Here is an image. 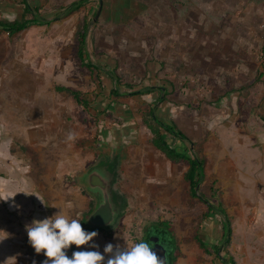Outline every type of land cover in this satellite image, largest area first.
Returning a JSON list of instances; mask_svg holds the SVG:
<instances>
[{
	"label": "rangeland",
	"instance_id": "374dc122",
	"mask_svg": "<svg viewBox=\"0 0 264 264\" xmlns=\"http://www.w3.org/2000/svg\"><path fill=\"white\" fill-rule=\"evenodd\" d=\"M28 1L49 24H33L14 36L0 30V106L11 113L3 119L11 123L2 121L0 131L3 140L11 135L10 151L19 170H27L36 194L33 202H19L13 212L0 207V231L25 243L13 258L22 261L13 264H44L47 259L29 243L26 226L34 220L62 210L92 232L86 229L87 218L82 220L94 201L78 178L99 160L105 168H117L114 190L124 199L123 210L115 228L96 231L103 236L99 245L95 239L89 242L95 247L72 245L66 250L69 258L76 250L103 254L109 243L114 249L121 242L131 247L147 222L160 220L171 225L180 253L175 264H221L220 258L229 257L235 264H264V167L257 168L259 155L245 160L244 154L252 150V138L264 131V0H88L57 19L60 8L77 0ZM99 1L101 13L93 21ZM4 3L11 6V15L3 14ZM22 8L21 0H0V20L20 19ZM84 18L90 20L91 63L115 64L111 76L119 80L122 95L154 87L157 79L168 81L171 90L163 101L155 104L157 93L115 98L111 76L96 75L81 64L76 32ZM160 43L177 75H155V80L144 68L146 61H155ZM58 87L80 92L89 108ZM150 108L161 121L176 125L188 139L184 143L191 155L204 160L197 195L210 199L215 183L214 203L226 212L228 237L221 230L224 219H203L207 205L189 195L184 161L172 166L169 178L150 176L143 158L152 145ZM20 127L24 135L26 128L32 131L33 141L25 142ZM238 138L249 139L251 147L238 148ZM169 142L186 147L177 139ZM255 145L252 151L258 153L259 143ZM117 152L120 157L111 164ZM41 193L48 196L46 202L38 199ZM197 233L217 246L227 237L220 258L211 248L209 254L200 248ZM107 259L105 254V264Z\"/></svg>",
	"mask_w": 264,
	"mask_h": 264
},
{
	"label": "trees",
	"instance_id": "16d2710c",
	"mask_svg": "<svg viewBox=\"0 0 264 264\" xmlns=\"http://www.w3.org/2000/svg\"><path fill=\"white\" fill-rule=\"evenodd\" d=\"M88 0H77L70 5L66 7L60 8L58 12L54 15L55 18L59 17H66L70 14L78 11L81 9V7L86 4ZM21 4L23 5L22 13L18 15L21 17L20 19L14 20V21H7V20H0V29L4 32H6L9 36H14L25 29H27L29 26L33 24L37 25H46L49 24L47 16H43L39 14V8L37 6H33L30 4L28 0H21ZM99 5V4H98ZM146 7L145 4H143V9ZM95 14V13H94ZM17 16V17H18ZM28 16V18H26ZM89 23L90 20L84 18L82 20V23L78 25V29L76 32L77 35V41H78V57L81 62V64L88 69V71L92 72L94 71L96 75L101 74V70H104L102 72H105L107 74L114 75V71L116 66H114L112 69L107 68L106 65L102 66H96L95 64L91 63L88 53H87V36L89 33ZM264 51V47H263ZM111 76V75H110ZM111 80L113 81V90L110 92L113 97H121V96H142V95H148L153 92V88H146V89H138L133 90L130 89L129 93L123 94L121 93L120 83L119 80L116 81V78L114 76H111ZM59 91H65L71 93L73 99L75 100L76 104L79 106H82L84 109L89 108L88 102L83 98V95L78 91H69L66 88L58 87ZM121 93V94H120ZM124 93V92H123ZM157 100L155 101V104L158 103V101H163L164 98L161 97V95H157ZM149 117L151 118L152 122L154 123V127L151 126L149 130L152 133V139L151 144L154 148L162 152L167 159H169L173 163H178L181 161H184L187 165V171L184 174V180L188 184L189 188V195L192 198H201L198 197L196 188L201 183L203 179V168H204V160L199 159L195 155H191L190 150L187 147H172L169 142L173 141V139H177L181 141V143L187 142L188 140L184 135L177 129V127L173 124H167L162 122L159 118H157L154 115V112L152 108H150ZM179 149V150H178ZM210 192L211 197L210 199L203 197L201 200L207 205V213L203 215V219H209L213 217H222L224 219V223L226 226L222 227V232L225 234L227 231V237L230 234L229 229V221L228 217L226 215V212L221 204L214 203V200L217 199V189L215 183H211L210 185ZM88 215L85 216L83 222L87 218ZM89 231H97L94 229L86 228ZM154 232V234L161 235L162 237H167L169 241V255H168V264H175L177 258L180 256L179 249L176 245V240L171 228V225L168 221H151L147 222L141 229V238L138 242H149V236L150 234ZM223 240H221V245L217 246L214 243L208 244L207 242L203 241L199 234L197 233L194 236L195 241L200 246L201 249H203L206 253H210V250L212 249L213 252L218 255V251L221 249L223 244H227L228 239L223 235ZM218 239H215L217 241ZM220 240V239H219ZM218 258L219 255L217 256ZM221 264H235L234 260L232 258H224L221 259Z\"/></svg>",
	"mask_w": 264,
	"mask_h": 264
},
{
	"label": "crops",
	"instance_id": "0c3cea01",
	"mask_svg": "<svg viewBox=\"0 0 264 264\" xmlns=\"http://www.w3.org/2000/svg\"><path fill=\"white\" fill-rule=\"evenodd\" d=\"M159 1L164 2V0H159ZM166 1H168V0H166ZM3 5L5 6L3 14L8 13L9 15H11L12 14L11 10L9 12L7 9V8L11 9V6H9V5L6 6L5 3ZM146 9H147V6L143 10H146ZM14 12L17 13L16 10H14ZM159 12H160V10L155 11L153 15L158 16ZM246 20L247 19H245V21ZM164 26L166 27V25H163L160 28L162 31H165ZM179 27H181V26H179ZM162 46H163L162 43L158 44V46L156 45V48H158V50H157V54L155 56H156V59H159V61H156V59H155V61L150 60V61L145 62L144 74L148 75V77H149V75H154V77H155V75H177L173 72L174 70H170V68L172 67V60L170 57L165 58L166 52L164 51ZM147 50H149V49H147ZM166 51H167V49H166ZM147 53H148V51H147ZM148 55H149V53H148ZM262 56H264V51L262 53ZM104 62L105 63L100 64V66L106 65L107 68L110 67L111 69L115 66V64L113 62L112 63L110 61H104ZM95 65L99 66V63L95 62ZM102 71H104V70H101V74H104V72H102ZM105 75H112V74L105 73ZM261 76L264 79V75H261ZM156 77H155V80H156ZM157 81L159 83L154 84V87H150V88H153V92H151V94H148V95H154L155 93H157V94L161 95V97H163V96L166 97L168 95V92L171 90L170 89L171 88L170 83L168 81L158 80V79H157ZM142 89H146V88L142 87ZM112 90H113V88L111 89V91ZM163 107H165V106H163ZM175 107H177V106L174 105L173 108H170V109L173 110ZM4 108H5L4 106H2V105L0 106V123L2 121H7V122L11 123L10 120H3V119H6L5 117L7 115H10L9 117H11V113H7V111H10V110L8 108H5V109ZM162 122L170 124L168 119L163 120ZM14 124L16 125V123H14ZM20 129H21V132L23 134L21 127H20ZM24 133H25V135L23 134L24 135L23 137H24V140H26L25 141L26 143H30V139H32V141H33V133L31 130L29 131L26 128ZM2 136H4V131L2 132V134L0 131V207H1V209H5L9 212H13V211L17 210L19 202H25V203H27V202L30 203V201L33 202L36 199V197H35L36 194H34V191H35L34 187L31 186L32 182L29 179V177L27 176V170H24V172H21L19 170V166H17L19 163V160L15 159L14 155H12V153L10 151L11 150V147H10L11 135L9 134V136H7L9 141L3 140ZM16 137L19 138L18 134ZM168 138H169V140L171 139L170 137H168ZM249 138H251V137H249ZM248 140H244V139L242 140V139L238 138L237 139V147L239 148V147L244 146V145L247 146V144L249 145L250 141H248ZM252 140H253L252 148H250L251 144L247 148L254 150V147H257V145H255V144L259 143V147L257 150L258 153L254 152L252 150L251 151L245 150L244 154H248V157H246L245 160H247V158L252 156L253 155L252 153H255V155H257V156L259 155L260 162H262V163H259L257 168L260 170V169H262V167H264L263 166L264 165V131L261 132L260 134H258L255 138H252ZM187 142H189V141H187ZM186 143H184V145H186V147H187L188 144H186ZM192 147L193 146L191 145V148ZM156 150L157 149L154 148L153 145H151L150 150H148L149 153H144V154H148V155H146V156L143 155V158L147 157L146 159H148V162H149V166H148L147 170H148L151 177H154L153 173H156L159 176H164V177L169 178L170 175L172 174V172H171L172 166L177 164V163L171 162L169 159H167V157L162 152H160L159 150H157V151ZM240 150L241 149H239V151ZM255 155H253V156H255ZM119 157H120L119 152H117L115 154V160L119 159ZM112 163H114V161L111 162V164ZM178 163H180V162H178ZM2 177H5V178H2ZM37 197H38V199H40L44 202H46L48 200V198H47L48 196L46 197L42 193L40 195H38ZM33 209H34V207H33ZM2 220H3L2 217H0L1 223H2ZM37 221H41V219L39 218ZM98 232H101V231H98ZM98 236L101 238L99 239ZM98 236L96 238H94L95 239V245H99L97 241L101 242V240H103L102 234L98 233ZM0 238H5L2 241H0V264H5L7 262L9 264L10 261L13 264L14 262L18 263L19 261H22V259H20V260L13 259L17 255L16 253H18L17 252L18 248H20V247L24 248L25 243L21 242V240H22L21 237L19 236V237H15V238H10L7 235H5L4 233L0 232ZM118 246L120 249H124L127 247L125 245V242L119 243ZM115 250H116V248L114 249V251ZM9 257H10V259H9Z\"/></svg>",
	"mask_w": 264,
	"mask_h": 264
},
{
	"label": "clouds",
	"instance_id": "9594fccd",
	"mask_svg": "<svg viewBox=\"0 0 264 264\" xmlns=\"http://www.w3.org/2000/svg\"><path fill=\"white\" fill-rule=\"evenodd\" d=\"M26 231L35 253H43L47 258L44 264H105V254L108 255L106 264H164V259L158 257L153 246L143 241L124 249L117 246L115 251L114 246L109 243L105 246L103 254L100 251H74L69 258L66 250L72 245L77 249L85 245L95 247L89 242L93 241L98 233L85 231L79 219L70 218L62 210L42 221L34 220L26 226ZM3 239L5 238H0V241Z\"/></svg>",
	"mask_w": 264,
	"mask_h": 264
},
{
	"label": "water",
	"instance_id": "95a60500",
	"mask_svg": "<svg viewBox=\"0 0 264 264\" xmlns=\"http://www.w3.org/2000/svg\"><path fill=\"white\" fill-rule=\"evenodd\" d=\"M102 9V1H99L98 10L93 18V21L99 17ZM103 162H99L91 167L88 171L84 172L78 178V184L92 197L94 201V208L85 221V226L89 229L96 230H112L117 225L124 205V199L114 190L116 180L117 168L111 166L104 169ZM111 170L109 176L107 172ZM199 185L196 188L198 191ZM110 196L114 199V205L109 202ZM103 197L99 200L96 196ZM149 243L153 246V250L157 253L158 257L164 259V264H168L169 250L163 243H160L159 237L152 232L149 236ZM220 255V251H218Z\"/></svg>",
	"mask_w": 264,
	"mask_h": 264
},
{
	"label": "flooded vegetation",
	"instance_id": "af4514ba",
	"mask_svg": "<svg viewBox=\"0 0 264 264\" xmlns=\"http://www.w3.org/2000/svg\"><path fill=\"white\" fill-rule=\"evenodd\" d=\"M113 161H115V158L114 159H112V162ZM104 169H106L107 170V168H104ZM109 170V169H108ZM107 174L110 176L111 175V170H109L108 172H107ZM99 195V194H98ZM97 194H96V196H97V198L99 199V200H101L102 199V201H103V197L101 198V196H98ZM92 201H93V199H92ZM109 202L111 203V205H114V199H113V197H111L110 196V192H109ZM91 213V211L89 212V214ZM89 214H88V216H89ZM87 216V217H88ZM97 231H99V230H97ZM155 235H157V234H155ZM158 237H159V240H160V243H163L164 245H165V247L169 250V241H168V239H167V237H162L161 235H157Z\"/></svg>",
	"mask_w": 264,
	"mask_h": 264
}]
</instances>
